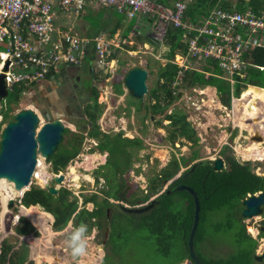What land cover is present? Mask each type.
<instances>
[{
    "label": "rangeland",
    "instance_id": "1",
    "mask_svg": "<svg viewBox=\"0 0 264 264\" xmlns=\"http://www.w3.org/2000/svg\"><path fill=\"white\" fill-rule=\"evenodd\" d=\"M227 1L239 2V0ZM245 1L249 2L250 0ZM147 20H149L148 17H141L142 23L140 22L137 24L135 26L136 29H134V33L138 37L131 38L132 41L127 38L125 41H121L120 46L119 43L117 44L119 39L117 40V38H115L112 41V43L115 44L112 45V48L114 46L116 50L119 49L122 51L119 59L122 62L124 61V64L122 66L117 65L119 66L118 70H115L113 73L111 72V85L121 83L123 77H121V71L130 67H138L146 69L149 72L148 86L150 92L159 87L158 66L161 64L163 65V61H165L163 56L168 47L159 43L156 48L155 44L151 42L149 39L150 35L148 34L153 32V35H160L159 30H161V23H159L155 31H152V24ZM169 34H172L171 29L169 30ZM181 35H183L182 32ZM96 37L101 38V36ZM182 37L183 36H181V38ZM145 39H148L152 45H150L149 42L146 46L142 45L144 41L141 43V40ZM132 44L133 46H131ZM183 45L186 49L184 42ZM126 50H129V52H124ZM182 51L184 50H181V52ZM175 54H177L176 51ZM119 68L121 69L119 70ZM99 74L100 72H95L96 77H98ZM83 83L87 84L86 81ZM236 89L238 90V94H233L231 106L226 108V106L220 101L218 95L217 97L219 100L215 98V92L213 93V89L201 85L189 87L188 84L184 82V76H182L181 82L175 90L177 99L166 108L165 112H161L156 116L148 114L145 110H142L139 113L135 112L133 108L129 106L130 101H128L127 95L118 97L115 91H113L109 97H100L103 92L100 90L98 92L99 98L95 101V96L92 93V90H87L85 93V100L82 101L81 109L84 113L91 111V109H94L95 111L100 110L101 112L103 110L97 120V126L99 127L100 132L116 134L115 128L118 127V124L122 126L129 123L127 126H131L132 128L128 129L132 131V134L135 131L136 135H134V137L139 138V140H142L143 142L142 147L139 149L128 148L130 153L129 164L126 167L122 166L126 169V172L124 174L117 173L115 178L119 183L125 184L122 191V193L124 192L122 195V206L129 208L150 206V202L168 187L167 184H163L161 188H158V192L155 193L150 190L152 183L151 179L158 175L162 169L170 165L172 158H180V163L183 165L181 171H184L193 163L191 157L194 154L199 157L197 159L198 161L203 162H208L210 159L213 160L221 157L224 161V169L228 170L229 166L225 162V156L222 155V150L226 146L230 148L229 155L234 156L242 165L248 164L254 174L264 178V159L243 161L241 157L243 154L242 150L250 146L253 142L255 143V141L261 140L260 144L263 145H261L260 148L264 149V138L261 131V129L264 130V114L259 122L252 125L253 130L261 128L260 130H256L259 131L260 137L255 138V136L250 134L249 127H243L240 122H237L236 115L240 114V109L242 108L239 106L235 110V103L242 99V93L245 90L247 91V88L239 86L234 90L236 91ZM36 92L37 89L30 86L29 88H26L23 95L20 93L17 99L15 98L17 97L16 95L11 94L8 101L12 104H10L7 99L3 101L6 110L4 111V121H2L3 119L0 115V141L1 133L5 128V125L7 122L13 121L14 116L19 113V111L23 109L34 111V109L31 108H35L34 104L40 102L42 99L41 96L33 95ZM253 93L260 102L264 103V91ZM154 100L156 104L158 99L155 98ZM99 101L103 102L101 103L102 107H99ZM147 103H149V100ZM147 103L145 106L148 105ZM150 103L152 104V101H150ZM130 104L132 103L130 102ZM159 104L160 108L163 109L165 105L164 102ZM239 105H241V103ZM77 111L79 114H75L74 120H72V118H65L64 122L69 131L82 137L80 154L70 162L62 172V174L65 175L66 180L58 190H60L61 195L64 190H66L68 194L65 199L69 202L77 201L78 207L80 206L81 209V201H83L86 196L88 197L97 194L101 201L105 196V192L109 190L115 192V189L113 190L111 188L112 184L110 183H112V181L109 182L105 179L103 174L108 176L110 175V172L116 171L108 164L105 165L108 153L99 152L96 147L98 140L96 138L91 139L88 136L91 127H85L87 124L86 117L82 118L81 110ZM34 112L38 114L42 124L46 122L44 115L42 116L38 111ZM171 112L176 113L177 115L183 114L187 117V122L195 133V137L198 138L196 145H193V142H189L181 136L176 139V142L179 143V148L176 145H172L170 136L171 131L174 129L169 125L170 121L165 122L166 116ZM113 122L114 124L112 128L111 125ZM39 157L42 158L41 156ZM120 159L123 160L122 163H125L124 157H121ZM41 162L43 163L41 169L39 170V164H37L38 169L35 171L37 175L35 174V176H33L30 187L26 188L28 191L33 186L43 189L44 183L53 174L48 159L42 158ZM182 173L183 172H180L173 180H176ZM42 174L47 177L45 180L41 179ZM0 181H4V185H6L11 192V196L6 203L1 201V199L2 197H8L5 195L8 191L0 189V255L2 251V243L6 240L14 246L12 251L16 250L19 254L24 252L25 256L29 258V254L27 255V253H31V247L28 246L26 240L19 238L18 233L16 232L18 227L24 225L19 218H26L24 215L21 216V214H23L22 209L20 210L21 195H19V192L14 189V185H10L11 183L6 180ZM78 194L83 199H78ZM145 196L149 197L148 201L143 200ZM10 201L14 202V207L9 209ZM67 201L65 200V202ZM110 202L112 206L107 217L102 221V228H98L93 224L94 226H92L89 232L90 241L87 256L81 258L79 261L73 259L71 250L67 244V235L70 229H66L59 237L54 239L53 245L58 247V249L57 253H53V256L59 258L62 255L59 253L67 249L68 254L66 255L68 261L66 260L64 264H174L175 261L180 258V255L178 254H180L181 249L176 246V243L173 245L174 247L171 251V256H163L158 250V243L154 240V237L140 230H129V227H127L129 225L127 220L129 218L128 216H130L128 215L129 213H126L124 210V213L120 212L118 201L111 199ZM85 207L86 210L88 208L89 211L93 209L92 205H87ZM37 210L42 211L40 207H38ZM114 213H121L123 215L122 219H115L122 220L120 222V231L117 230L119 228H116V231H119L118 233L114 231L113 223L111 221V217ZM93 221H95V219ZM74 222L75 220L73 221V225ZM243 223L246 227L247 234L258 242L256 255H264V238L261 237V231L264 230V207L261 216H256L252 219L243 218ZM250 229H252L253 232H251ZM36 230L39 232L38 238H41L42 233H40L38 229ZM43 238L46 239V244L51 243L48 241L50 239L46 234H43ZM224 240L226 239H220V241ZM220 241L217 242V246L210 247L211 252L213 255L221 257L229 256L232 252L231 246L228 243ZM34 242L38 247L37 251L41 250L38 260L39 262H46L47 264L56 263V260L50 257L48 251L43 252L42 249H39L41 244L38 239H28V243L34 244ZM183 250L185 251V254L188 255L186 250ZM208 250L209 249L207 248V251ZM8 256L7 258H9ZM10 258L12 261H15V257ZM30 264H37V262L31 260ZM183 264H190V261H186ZM260 264H264V261Z\"/></svg>",
    "mask_w": 264,
    "mask_h": 264
},
{
    "label": "trees",
    "instance_id": "2",
    "mask_svg": "<svg viewBox=\"0 0 264 264\" xmlns=\"http://www.w3.org/2000/svg\"><path fill=\"white\" fill-rule=\"evenodd\" d=\"M173 0H161L163 4H168ZM176 1V0H175ZM246 1L239 0V2H230L227 0H192V5L189 9V16L192 19L197 17H203L216 6H222L223 9H227L233 12H239L244 9ZM247 6H251L255 12L264 11V0H250ZM172 34H169L165 38L164 44L168 46V49L164 53V57L167 59H173L176 49L185 50V46L178 40L181 39L180 30H171ZM252 59L255 66L264 68V50L258 49L252 53ZM122 65L124 61H119ZM177 68L174 65L167 64L165 67L159 69V87L154 90V98L158 99V102L151 106L153 114H160L165 112L166 108L171 105L177 96L173 94V86L176 82ZM237 79H239L237 77ZM240 80V79H239ZM184 82L191 86H211L217 89L220 95V100L226 107L231 106L232 91L229 83L223 78L218 77H206L201 73H187L184 76ZM242 84L239 82L236 87L255 86L264 88V70L258 68H251L248 71V77L243 79ZM235 87V88H236ZM251 87L242 94V98L249 92H261L262 89ZM178 86L176 87V89ZM116 90L118 93L122 91V86L117 85ZM22 88L13 87V90L9 92L16 95V99L19 97ZM233 94H238V90L233 91ZM235 94V95H236ZM7 98V101H8ZM14 98V99H15ZM9 102V101H8ZM161 102H164V108H160ZM10 103V102H9ZM12 104V103H10ZM76 112L68 117V119H75ZM86 114V113H85ZM99 111L91 109L87 112L88 118L86 127H91L88 136L90 138H96L99 140V144L96 146L99 152L108 153L106 164L109 165L116 172H110V175L103 174V177L109 182L112 181L111 190L105 192L104 198L100 201V197L97 194L84 198V206L88 203L94 204L95 208L92 212H88L83 209L81 212L74 216L75 227L80 223L88 225L89 232L94 226L91 219L96 217L99 221L95 224L98 228H102V221L107 217V209L111 208V199L117 200L120 193L125 187L124 183L116 181V175L124 174L126 167L129 164L130 153L127 150V146L142 147V142L139 139L128 140L119 135L111 138L110 135L100 132L97 126ZM46 120H51L50 117L45 116ZM5 117L3 115V121ZM166 119L170 120V126L174 130L171 131L170 140L172 143L181 136L186 140L197 144L198 138L195 137L190 124L187 122V117L183 114L177 115L171 113L166 116ZM8 123V122H7ZM1 124V123H0ZM80 127L79 125H77ZM82 145V137L77 136L75 133L65 130V138L60 145L58 153L54 154L48 159V163L51 164V172L53 174H59L63 172L70 162H72L79 154L80 147ZM229 147H224L222 155L225 156V162L229 166L228 170L223 169L220 172H216L211 166V162H199L194 170L182 173L176 180L170 184L166 191L158 195L153 205L149 210L141 214H128L129 218V230H140L150 234L154 237V240L158 243V250L163 256H171L173 245L176 243L181 249L180 258L175 261L174 264H182L185 260L194 262L189 254V236L194 223L195 215V203L193 196L186 190L179 189V186L185 185L191 187L200 204V219L198 229L194 237V251L197 259L202 264H257L255 261L256 250L258 248V242L246 232V227L243 223L242 202L248 198V195H255L260 192H264V178L254 174L247 165H241L234 156L229 155ZM125 158V163L120 158ZM196 155H194V158ZM184 161V160H183ZM123 166V167H122ZM180 164L177 160L173 159L169 166L162 169L161 172L151 179L150 190L155 193L158 192V188H161L164 182L175 178L180 172ZM110 179V180H109ZM68 192L64 190L63 194L59 191L57 196L49 194L45 189H41L37 186H33L27 191L21 199V204L25 207L35 206L40 207L45 212L49 220L50 214L54 217L53 228L55 230H62L71 220L72 216L78 209L77 201L69 202L67 199ZM159 194V193H158ZM57 198V199H56ZM65 200L67 202H65ZM144 201H148L149 197L145 196ZM240 206V207H239ZM121 212V211H120ZM22 213L37 227L41 226L42 218L34 214L33 207L23 209ZM123 213V212H122ZM123 215L121 213H114L111 217L113 223V229L115 232L120 231V222ZM23 226L17 228V232L21 235L35 234L38 235L36 229L27 221L22 218ZM48 223V222H47ZM116 228H119L116 231ZM262 230V228H261ZM41 231L44 234H50V227L44 225L41 227ZM261 237L264 238V230L261 231ZM226 239L220 241V239ZM228 243L232 252L227 257H221L213 255L210 247L217 246V242ZM30 247L37 251V245L29 243ZM219 244V243H218ZM13 245L8 241L2 243V253L0 256V264H6L10 260V264H24L25 254L24 252L19 254L16 250H13ZM207 248L209 249L207 251ZM185 249L188 255L185 254ZM11 257H15V261L11 258H7L8 254ZM35 253V252H34ZM175 255V254H174Z\"/></svg>",
    "mask_w": 264,
    "mask_h": 264
},
{
    "label": "built area",
    "instance_id": "3",
    "mask_svg": "<svg viewBox=\"0 0 264 264\" xmlns=\"http://www.w3.org/2000/svg\"><path fill=\"white\" fill-rule=\"evenodd\" d=\"M191 5L192 0L168 4L161 0H0V73L5 74L9 92L13 87L29 88L57 80L61 68L82 66L91 51L96 54L91 62L93 75L106 70L113 53L109 41L81 37L57 25L59 15L77 18L99 7L131 20L146 16L152 31L161 23L160 35H154L159 40L170 29L183 33L186 50L172 61L179 76L174 85L188 72L209 75L214 69L233 86L241 83L253 67L251 52L264 48V11L247 6L233 12L218 5L208 15L192 19Z\"/></svg>",
    "mask_w": 264,
    "mask_h": 264
},
{
    "label": "crops",
    "instance_id": "4",
    "mask_svg": "<svg viewBox=\"0 0 264 264\" xmlns=\"http://www.w3.org/2000/svg\"><path fill=\"white\" fill-rule=\"evenodd\" d=\"M174 1L175 0H173L171 2H174ZM134 21H135V23H134ZM147 21L149 23H151L150 19L147 20ZM140 22H141V19L139 21L131 20V19L127 18L124 14H119V13H117L116 11H114L112 9H105V8H99V7H92L87 12V14H85L84 16H81V17H77L76 18V17H73V16L67 17V16H64V15H59V17L57 18V25L60 28L64 29V30H70L74 34H78L79 36L86 37V38H94L96 36H101L102 38L106 39L107 41H109V42L111 41L110 43L112 45H113L112 41L115 38H117V40L119 39L118 42H117V44L119 43V46L121 44V41H125L127 38L130 39V41H132V39L134 37H138L134 33V29H136L135 26L137 24H139ZM151 30H152V26H151ZM148 35H150L149 39L151 40V42L153 44H155L156 48L158 47L159 43L161 45H165L164 44L165 39L159 40V39L155 38V36L153 35V32H150ZM178 41L181 44H183V37L180 40H178ZM142 42H143L142 45L146 46V45H148L149 41H148V39H145V40H141V43ZM129 43H133V42H129ZM152 43L149 42L150 45H152ZM131 46H133V44ZM121 52H122L121 50H119V49L116 50L115 47L113 46L112 57H110L111 58L110 59L111 60L110 61V65L104 71H98L97 70V72H100L98 77L95 76V72H94V75H93V69H92L93 66H92L91 62L93 61L94 58H96V54H95V52L91 51L90 55H89V58H87V60L84 62V64L82 66H80V67H65V68H61L59 70V74H57V80H54L53 82L45 81L43 83L34 85L33 87H34V89H37V92L35 94H33V95L34 96H41L42 99H41L40 102H37V103L34 104L35 108H31V109H34V111L40 112L44 116L50 117L51 120L60 118V119L63 120V122H64L65 118L68 119V117L72 114V112H76V114H79L77 110H81L82 118L86 117L87 113L85 114L82 111L81 107H82V101L85 100V96H86L85 93L87 92L88 89H90V90H92V93L95 96V101H97L98 98H99L98 92L100 90H102L104 92V93L103 92L101 93L100 97L101 96L109 97V95L111 93H113V91H115V93H116V95L118 97H120L122 95H127L128 96V101H130L132 103V104H130V102H129V106L131 108H133V110L135 112L139 113L140 111L145 110L150 115H153V116L158 115V114H153V112L151 110V106H153L155 104V100H154L155 98H154V95H153L154 94V90L152 92H150V89H149V86H148L149 72L146 69H144V70H146L147 73H148V77H147V80H146V84L148 86V92L144 95L143 99H136V98L130 96L128 89H126L123 86V79L125 77V73L128 72V70H130L132 67L126 68V69H124V71H121L122 72L121 77L123 76L121 83L111 85V83H110V80L112 79L111 78V72L113 73L115 70H118L119 66H122V64L119 62V61H121L119 59L120 56H121ZM124 52H129V50H126ZM176 53L177 54L181 53V50H177L176 49ZM175 56H176V54L174 55V57ZM164 60L165 61H163L164 62L163 65L161 64V65L158 66V70L161 67H165L167 64L173 65L172 62H171V59L165 58ZM117 65H119V66H117ZM120 69L121 68H119V70ZM158 74H159V71H158ZM205 76L207 78L209 77V75H205ZM84 81H86L87 84H84L83 83ZM228 82H229V85H230V89L232 91L234 86L231 84V82L229 80H228ZM120 84L122 86V91L120 93H118L116 88H117V85H120ZM97 86H98V88H97ZM207 87L213 89V93L215 92V98H217V100H219L220 95L218 94L217 89L215 87H211V86H207ZM251 87H255V86H250L249 85L248 88L247 87L246 88L249 90ZM25 90H26V88H22V91L20 93L23 95ZM262 90H264V89H262ZM217 95L219 96V98L217 97ZM244 98H242V99H244ZM102 99H104V98H102ZM148 100H149V103H147ZM150 101H152V104L150 103ZM98 103H100V104H98L99 107H102L101 103H103V102L99 101ZM146 103L148 105L145 106ZM24 108H25V106H24ZM102 112H103V110H102ZM102 112L99 110L98 118L100 117ZM0 115H1V113H0ZM1 118H3L2 115H1ZM86 119L88 120L87 117H86ZM166 121H170V120L165 118V122ZM113 124H114V122L111 125L112 128H113ZM128 124L129 123L124 124L122 126L120 124H118V127L115 128V133L116 134H110V133H107V132H105V133L103 132V134L110 135L111 138L115 137L116 135H119L122 138L128 139V140L139 139L137 137H134V135H136L135 131L132 134V131L128 129V128H132L131 126H127ZM65 128L67 129L66 125H65ZM123 136L128 137V138H125ZM141 142H142V140H141ZM98 144H99V140H98ZM172 145H176L179 148V143L176 142V141L174 143H172ZM193 145H196V144L193 143ZM129 147L132 148V149H134V148L137 149L138 148L136 146H133V147L132 146H127V150H128ZM172 147H174V146H172ZM105 153H107V152H105ZM194 155L191 157V159H193V163L190 165L189 168H187L184 171H191L192 172L194 170L195 166L199 162H203V161H198L197 160L199 158L197 155L194 158ZM173 159L177 160L179 162V164H180L179 172H183V171H181V169L183 168V165H181V163H180V158H172V160ZM218 159H221V157L218 158ZM182 160H184V159L182 158ZM215 160H217V158L213 159V160H211V159L209 160L211 162V166L212 167H213V163H214ZM189 161H192V160H189ZM173 179H170V180L164 182L163 184H167L169 186L171 183H173V181H174ZM65 180H66V177H65ZM171 180H172V182H171ZM123 193L122 194L120 193V195L118 196V198L116 200V201L119 202L118 206L119 205L121 206V210L122 211L120 210V208H119V210L121 212H123V210H125L124 208L137 209L135 207L129 208V207L122 206V203H123L122 195H123ZM79 194H78V199H80V200L83 199L82 197H80ZM119 197H120V199H119ZM87 205H92L93 209L95 208L94 204H92V203H88ZM31 207H33V209H34V212H35L34 214L38 215L39 217L42 218V221H41L42 225L37 227V225L33 224L26 216L25 217L28 219L27 220L28 222L30 221L29 223H31V225L35 229H38L40 231V233H42L41 234L42 237L38 238L39 232L37 230H36L38 232L37 236L35 234L34 235L33 234L21 235V234H19L16 231L18 233L19 238H23L24 240H26V243L28 244L29 247H30V244L28 243V239L29 238L38 239L40 241V244H41V247L39 249H42L43 252L48 251L50 253L49 254L50 257L56 260V263H54V264H64L66 262V260L68 261L67 255H66V254H68L67 253L68 250L67 249H65L64 251L59 250V251H61L59 254H62L61 257H59V258L54 257L53 253L54 252L57 253L58 247H55L53 245L54 244L53 241H54L55 238L59 237L63 233V231H65L66 229H69V225H71V227L75 228V222H74V225H73V221L75 220L74 216L76 214H78L79 212H81L83 209L86 210V207L84 206V200L81 201V209H80V206H79L77 211H76V213L72 216L71 220L69 221V223L62 230H59V231L55 230L53 228L54 217L50 214L51 219L49 220V217L47 216L49 213L45 212L43 209H42V211H38L37 210L38 207H35V206L25 207V206L21 205L20 206V210L22 208L23 209H27V208H31ZM144 207H147V206H144ZM93 209L91 211H89V209L87 208L86 211L92 212ZM109 211H110V208L107 209V215H108ZM44 213H46L47 215H45ZM126 213H128V212H126ZM129 214H141V213H129ZM22 215H24V214H21V216ZM19 219L22 220V218H19ZM94 219H95V221H93ZM98 221L99 220L96 217L91 219L92 224H96ZM44 225H48L50 227V234H46L48 236V238L50 239L48 241L51 242L49 244H46L47 243V242H45L46 239L43 238V234L44 233H43V231H41V227L44 226ZM40 251L41 250L35 251V250H33L31 248V253H27V255L29 254V258L26 256L27 258H25V260H27V261H25L24 264H30L31 260L36 261L37 264H43V263L47 264L46 262H39L38 261L39 260V256H40ZM1 253H2V251H1ZM11 254L12 253L9 254V256H8L9 258L11 257ZM6 264H10V260Z\"/></svg>",
    "mask_w": 264,
    "mask_h": 264
},
{
    "label": "water",
    "instance_id": "5",
    "mask_svg": "<svg viewBox=\"0 0 264 264\" xmlns=\"http://www.w3.org/2000/svg\"><path fill=\"white\" fill-rule=\"evenodd\" d=\"M7 70V66L4 71ZM148 73L146 70L138 67H132L125 73L123 86L128 89L129 95L136 99H143L148 92L146 80ZM257 89H260L256 87ZM261 90V89H260ZM9 96V90L5 80V74L0 73V113L3 112V101ZM43 116V115H42ZM65 122L62 119L46 120L41 123L40 118L33 110H21L14 116V120L6 124L1 133L0 141V180H6L14 185L17 192L24 196L26 188L30 187L31 180L37 169L38 157L44 159L52 157L59 150L60 144L65 138ZM244 164V163H243ZM242 165V164H241ZM247 165V164H245ZM216 172L224 169V161L217 159L213 163ZM65 180L64 174L51 175L44 183L43 189L49 194L56 196L59 193L58 187ZM181 190L189 192L195 203L194 223L189 236V253L194 264H202L196 257L194 251V237L199 225L200 204L195 191L188 186L179 187ZM24 191V192H22ZM122 194V193H121ZM120 199V197H119ZM14 202H9V209L13 208ZM153 205L128 209V213H143L149 210ZM242 217L252 219L261 216L264 207V192L255 195H249L242 202ZM257 262L264 261V255H256ZM193 264V263H191Z\"/></svg>",
    "mask_w": 264,
    "mask_h": 264
},
{
    "label": "bare ground",
    "instance_id": "6",
    "mask_svg": "<svg viewBox=\"0 0 264 264\" xmlns=\"http://www.w3.org/2000/svg\"><path fill=\"white\" fill-rule=\"evenodd\" d=\"M236 103H235V110L239 106H241V108H242V109H240V114L239 115L237 114V111H236L237 122H240V124L243 127H249V130H250L249 132H250L251 135H253L255 137H260L259 131H256V130H260L261 128L253 130L252 125L257 123V122H259L261 120V118H262V116L264 114V103L260 102L259 99L254 95L253 92L247 93L244 99L239 100ZM240 103H241V105H239ZM261 131H262V136L264 138V130L261 129ZM260 143H261V140L255 141V143L253 142L250 146H248L247 148L242 150L243 154L241 155V157H242L243 161L253 160V159L254 160H262V159H264V149L260 148L261 145H263V144H260ZM41 159L42 158L39 157V160H38V164H39L38 168H39V170L41 169V166L43 164L41 162ZM35 174L37 175V173H35ZM46 178L47 177L45 175L43 176V174H42L41 179L45 180ZM4 184H5L4 181H0V189L3 190V191H8V193L5 194L8 197L7 198L6 197H2L1 201L7 203V201L9 200V197L11 196V192H10L9 188L6 185H4ZM10 185L13 186V184H10ZM25 190L26 189H24V191ZM18 194L21 195L22 193L19 192ZM250 230H251V232H253L252 229H250Z\"/></svg>",
    "mask_w": 264,
    "mask_h": 264
},
{
    "label": "clouds",
    "instance_id": "7",
    "mask_svg": "<svg viewBox=\"0 0 264 264\" xmlns=\"http://www.w3.org/2000/svg\"><path fill=\"white\" fill-rule=\"evenodd\" d=\"M247 4H248V2H246L245 3V5H244V8L245 7H247ZM251 7V6H250ZM168 35H169V33H168ZM168 37V36H167ZM166 37V38H167ZM259 49H263L264 50V48H259ZM186 50V49H185ZM184 50V51H185ZM256 50H258V49H256ZM184 51H182V52H184ZM255 51V50H254ZM254 51H252L251 52V54H250V59H251V61H252V64H253V67L252 68H258V69H260V67L259 66H255V64H254V62H253V59H252V53L254 52ZM177 55V54H176ZM175 59V57L173 58V59H171V62L173 61ZM174 65V64H173ZM175 66V65H174ZM176 68H177V66H176ZM263 68V67H262ZM251 69V68H250ZM260 70H264V68L263 69H260ZM188 73H190V72H188ZM191 73H194V72H191ZM196 73H199V72H196ZM209 73V77L210 76H213V77H218V78H223L224 80H226L225 78H224V74L221 72V71H219L218 69H214V70H212V71H210V72H208ZM187 74V73H186ZM202 74H204V75H207V74H205V73H202ZM185 76V75H184ZM178 79H179V76H178V69H177V77H176V82H179L178 81ZM227 82H228V80H226ZM175 82V83H176ZM229 83V82H228ZM237 84V83H236ZM239 84H242V83H240L239 82ZM243 85V84H242ZM241 85V87H243ZM178 85H174L173 86V94L174 95H176V87H177ZM249 86V85H248ZM248 86H247V88H248ZM235 87H236V85L234 86V88H233V90H232V99H233V91H234V89H235ZM259 88V87H258ZM261 89H264V88H261ZM3 106H4V103H3ZM227 108V107H226ZM229 108V107H228ZM6 110V108H5V106H4V109H3V112L1 113V115L3 116L4 115V111ZM6 126V125H5ZM58 152V151H57ZM56 154V153H55ZM51 158V157H50ZM49 159V158H48ZM184 173V172H183ZM59 174H62V172H60ZM59 174H52V175H59ZM181 175V174H180ZM179 175V176H180ZM172 184V183H171ZM183 186V185H182ZM185 186V185H184ZM179 187H181V186H179ZM189 187V186H188ZM167 189V188H166ZM164 191H166V190H164ZM163 191V192H164ZM26 193V192H25ZM122 193V192H121ZM249 196V195H248ZM23 198V196L21 197V199ZM154 200H155V198H154ZM154 200L153 201H151V202H154ZM151 202H150V205H151ZM22 205V204H21ZM20 205V206H21ZM23 206V205H22ZM14 207V206H13ZM69 231H68V235H67V244H68V247L70 248V250H71V255H72V257H73V259L74 260H77V261H79L81 258H83V257H85V256H87L88 255V249H89V241H90V237H89V228H88V225L87 224H85V223H80L77 227H75V228H72L71 227V225H69ZM190 254V253H189ZM186 261H188V260H185L184 262H186ZM256 261V260H255ZM183 262V263H184ZM182 263V264H183ZM191 263H193L194 264V262H191L190 261V264ZM256 263L257 264H260L259 262H257L256 261Z\"/></svg>",
    "mask_w": 264,
    "mask_h": 264
},
{
    "label": "flooded vegetation",
    "instance_id": "8",
    "mask_svg": "<svg viewBox=\"0 0 264 264\" xmlns=\"http://www.w3.org/2000/svg\"><path fill=\"white\" fill-rule=\"evenodd\" d=\"M3 119V118H2ZM3 121V120H2ZM256 138V137H255ZM258 138V137H257ZM51 169V168H50ZM183 172H188V171H183ZM119 208L121 210V206L119 205ZM122 211V210H121ZM125 212H127L126 210H124Z\"/></svg>",
    "mask_w": 264,
    "mask_h": 264
}]
</instances>
